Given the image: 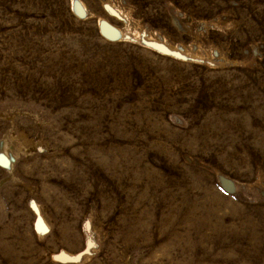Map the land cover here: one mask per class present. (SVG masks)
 Here are the masks:
<instances>
[{"label":"rangeland","instance_id":"1","mask_svg":"<svg viewBox=\"0 0 264 264\" xmlns=\"http://www.w3.org/2000/svg\"><path fill=\"white\" fill-rule=\"evenodd\" d=\"M207 1L0 0V264H264V0Z\"/></svg>","mask_w":264,"mask_h":264},{"label":"trees","instance_id":"2","mask_svg":"<svg viewBox=\"0 0 264 264\" xmlns=\"http://www.w3.org/2000/svg\"><path fill=\"white\" fill-rule=\"evenodd\" d=\"M196 2L198 3H201L203 0H195ZM206 4H208V1L206 0ZM204 9H207V8H212L211 6L209 5H206L205 7H203Z\"/></svg>","mask_w":264,"mask_h":264},{"label":"bare ground","instance_id":"3","mask_svg":"<svg viewBox=\"0 0 264 264\" xmlns=\"http://www.w3.org/2000/svg\"><path fill=\"white\" fill-rule=\"evenodd\" d=\"M75 7H77V8H76L77 10H79V6L76 5Z\"/></svg>","mask_w":264,"mask_h":264}]
</instances>
